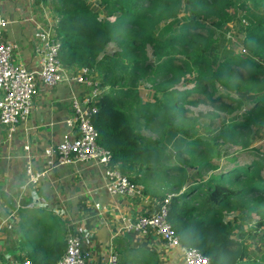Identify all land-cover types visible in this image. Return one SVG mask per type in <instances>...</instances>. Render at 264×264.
Returning a JSON list of instances; mask_svg holds the SVG:
<instances>
[{
	"label": "trees",
	"instance_id": "obj_1",
	"mask_svg": "<svg viewBox=\"0 0 264 264\" xmlns=\"http://www.w3.org/2000/svg\"><path fill=\"white\" fill-rule=\"evenodd\" d=\"M51 4L59 62L88 68L106 88L92 122L109 164L157 206L170 197L167 222L182 247L210 264H264L240 223L254 214L264 237V153L252 147L264 130V0ZM237 8L239 50L225 37ZM142 85L153 99L142 98ZM116 240L124 262L159 264ZM38 245L21 259L55 264L66 250L63 240Z\"/></svg>",
	"mask_w": 264,
	"mask_h": 264
},
{
	"label": "crops",
	"instance_id": "obj_2",
	"mask_svg": "<svg viewBox=\"0 0 264 264\" xmlns=\"http://www.w3.org/2000/svg\"><path fill=\"white\" fill-rule=\"evenodd\" d=\"M53 16L49 0H0V17L7 20L4 40L16 45L13 58L18 63L39 68L42 30L52 24ZM86 91L75 83L45 86L38 82L29 116L12 132L0 124V261L7 264L25 258L40 241H66L71 231L81 229L90 264L106 260L113 247L123 251L119 263L129 264L121 258L125 245L116 240L122 238L132 249L154 252L159 264H184L180 249L169 248L151 232L128 229L156 211L149 197L142 192L129 198L111 197L105 190L104 166L93 160L48 164L46 148L74 134L66 123L71 95ZM27 165L43 172L37 185H27Z\"/></svg>",
	"mask_w": 264,
	"mask_h": 264
},
{
	"label": "built area",
	"instance_id": "obj_3",
	"mask_svg": "<svg viewBox=\"0 0 264 264\" xmlns=\"http://www.w3.org/2000/svg\"><path fill=\"white\" fill-rule=\"evenodd\" d=\"M51 1V0H49ZM7 20L0 17V124L12 132L15 125L29 116L32 99L36 93L37 83L53 86L57 83L78 84L87 89L82 96L72 94L70 97V116L67 125L74 130L73 136L64 135L55 146L46 148L48 164L53 166L70 164L75 161L93 160L104 166L105 190L111 197L129 198L139 192L140 188L132 184L116 167L109 164L110 150L97 142L98 131L92 118L98 112L97 101L106 90L99 79L86 67L64 66L59 62L60 42L54 37L52 26L43 28V40L38 47L39 68L32 69L13 58L16 45L4 40ZM27 185H37L43 172H34L26 166ZM169 198L157 206L149 216H143L132 223L128 229L137 232H151L160 237L171 249H180L184 264H210L208 258L196 249L180 245L171 225L167 222ZM33 207L31 204L28 208ZM95 207L98 209L99 204ZM2 221L0 218V225ZM78 229L71 231L66 238V250L63 257L55 264H90L85 256L82 233ZM118 257L112 253L106 260L96 264H118ZM0 264H4L0 261ZM7 264H32L27 259H11Z\"/></svg>",
	"mask_w": 264,
	"mask_h": 264
},
{
	"label": "rangeland",
	"instance_id": "obj_4",
	"mask_svg": "<svg viewBox=\"0 0 264 264\" xmlns=\"http://www.w3.org/2000/svg\"><path fill=\"white\" fill-rule=\"evenodd\" d=\"M98 1L99 0H87L90 7H93L95 10H102V7L98 4ZM50 5L52 6L51 1H50ZM231 11L232 13H234L235 21L231 25V29L226 31L225 37L231 38V43H233V45L235 46L234 48L239 50L240 49L239 41L241 37H243L244 35V32L242 34L239 32L242 29V26L239 25L238 23V20H239L238 18L242 14H241V11H239V8L236 9V11L239 12L238 14H235V12H233V9H231ZM98 12H101V11H98ZM56 21H57L56 17L53 16L52 24H51L52 28L56 24ZM241 22L244 24V19H242ZM96 78L100 79L99 77H96ZM140 93L143 99L151 98V91H148V86L146 85H142L140 87ZM252 147L258 150L260 153H264V130H261L255 134L252 140ZM233 215H237V213L227 214L225 219L226 220L231 219ZM257 220H258V217L255 216L254 214H251L249 216H244L240 220L242 231L245 233L244 244L250 249L249 250L250 252L254 251L256 253H261L264 255L263 231H260V230L258 231V230H255L254 228V225L256 224ZM237 235H240L239 231H235L234 237Z\"/></svg>",
	"mask_w": 264,
	"mask_h": 264
}]
</instances>
